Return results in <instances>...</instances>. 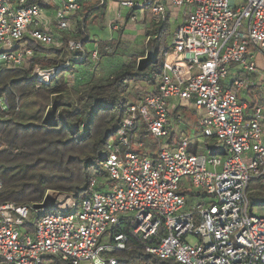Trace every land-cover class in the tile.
I'll list each match as a JSON object with an SVG mask.
<instances>
[{
    "label": "built area",
    "instance_id": "built-area-1",
    "mask_svg": "<svg viewBox=\"0 0 264 264\" xmlns=\"http://www.w3.org/2000/svg\"><path fill=\"white\" fill-rule=\"evenodd\" d=\"M82 1L59 0L49 15L40 3L0 0V72L29 69L43 49L60 48L64 40L52 30L73 32ZM114 1L131 22L146 15L180 22L158 90L139 89L108 140L105 179L93 176L79 203L59 192H48L41 208L0 201V264H120L116 254L132 241L176 264H264V217L249 214L248 198L250 182L264 175V0ZM91 41L98 64L101 50ZM66 47L84 52L82 41ZM69 64L35 67L34 77L49 83ZM251 90L256 99L243 101ZM177 107L198 114L203 138L224 143V156L189 152L184 134L168 144ZM8 108L1 97L0 110ZM142 129L155 154L132 151L146 146Z\"/></svg>",
    "mask_w": 264,
    "mask_h": 264
},
{
    "label": "trees",
    "instance_id": "trees-1",
    "mask_svg": "<svg viewBox=\"0 0 264 264\" xmlns=\"http://www.w3.org/2000/svg\"><path fill=\"white\" fill-rule=\"evenodd\" d=\"M30 3L43 6L44 0ZM102 6L98 3L87 9L74 31L63 35L64 44L43 49L45 56L34 58L29 69L0 72V98L5 96L9 107L5 112L0 110L2 203L41 205L48 192L73 195L79 203L87 195L93 176L106 177V146L132 103L134 86L138 85L137 100L140 88L158 90L169 23L153 22L145 32L141 52H132L112 75L98 76V64L92 62L88 51L92 44L88 22L94 10L105 9ZM70 39L82 41L84 52L70 54L66 47ZM117 46L106 44L100 58ZM66 59L69 67L61 69L49 83L34 77L35 67L59 68ZM248 198L250 205L264 200V175L250 182ZM116 256L120 264H176L147 253L137 241Z\"/></svg>",
    "mask_w": 264,
    "mask_h": 264
},
{
    "label": "rangeland",
    "instance_id": "rangeland-1",
    "mask_svg": "<svg viewBox=\"0 0 264 264\" xmlns=\"http://www.w3.org/2000/svg\"><path fill=\"white\" fill-rule=\"evenodd\" d=\"M242 1L243 0H236V2L238 4H240ZM44 4L46 7L51 8L52 11H55L56 9L59 8V0H44ZM175 14L176 13L173 12L174 16H175ZM110 17H111V14L109 12L103 10V9L95 10V11H93V13L90 16V19L88 22V27L90 26V27L95 28L96 34H100L99 36L101 37V39H103V38L106 39L108 33L111 30L110 24H108V20H110ZM148 18L151 22H153L150 16H148ZM103 19L105 20L104 23H102L103 21L101 22V20H103ZM95 21H97V22H95ZM179 23L180 22H178V24H172L171 23L169 25V35H168L167 40H166V44H167L166 48H169L173 44V35L172 34H173L174 30L177 28V26L179 25ZM124 36L125 37H132V39H135L134 44L132 45V43H130V45H132V48H136V52H141L143 50L145 43H146V35H145L143 29L137 30L135 27L131 28L128 31H125ZM95 41L99 45V47L101 48V51L106 52L105 44L98 42L96 39H95ZM132 48H131V46H126V45L122 44L117 50H115V52H114L115 58L114 59H117L118 57H120V59H121V62H119V64H118L119 66L122 65L123 62L125 63L127 61L126 55L128 53H131L132 50H134ZM109 54L111 55L112 52H109ZM128 55H130V54H128ZM128 55H127V58H128ZM104 57L105 58H113L111 56H104ZM101 61H102V59H100V62ZM99 63H98V66H96L95 71H96V74L98 76H101L104 71L102 69V66L99 65ZM118 65L116 66V68L118 67ZM134 90L132 89V91H134ZM243 100L245 102L250 103V100L248 98H243ZM178 114H180L183 117V120L186 122L187 134H188L190 146L197 147V144H198L197 140H199V141H201L200 144L203 145L202 147H203V150L205 152L204 154L209 155V151H211L215 155H219V156L223 155L224 156V153L226 152V145L224 143H219V141H217L214 138L207 139L206 141L203 138L202 130L198 124L199 116L197 113L193 112L192 110L179 108L177 113H176V116L171 115V119L174 120L178 116ZM138 134L140 136V139L145 143L146 146L144 148L133 147L132 151L136 154H144L147 151L151 154H155L157 152L156 141L144 129L139 131ZM204 142H206V143H204ZM187 192L188 191L186 188L182 189L183 194L187 195L188 194ZM253 213L256 214L257 216L264 217V200H256L253 205H250L249 214L252 215ZM192 241H193V243L197 242L196 239H193Z\"/></svg>",
    "mask_w": 264,
    "mask_h": 264
},
{
    "label": "crops",
    "instance_id": "crops-1",
    "mask_svg": "<svg viewBox=\"0 0 264 264\" xmlns=\"http://www.w3.org/2000/svg\"><path fill=\"white\" fill-rule=\"evenodd\" d=\"M98 3L99 2L97 0H88V1L84 0V1H82V9L79 12V17L81 19H83V15L85 14V11L87 9H89L90 7H96V5ZM103 6L105 7V9H103V10H105L111 14L110 20H108V24H110V28L112 27V25H118L119 31L111 28L106 39L105 38L101 39V37L99 36L100 34H96L95 28L89 26L88 27V34H89V38L94 39V40L96 39L98 42L105 44V46H106V44H113L114 46L118 45L117 47L119 48L122 44H124L126 46H131V48H132V45L134 44L135 39H132V37H125L124 36L125 31H128L129 29L135 27L137 30L143 29L144 33H145L146 30L149 29L151 27V24L153 23L149 20L148 15H146L144 17H139V19L136 22H131L129 20V18H130V15H132V13L128 10L120 8L118 3L115 2L114 0H106ZM43 7L47 10L49 15L54 12V11H52L51 8L46 7L45 4H43ZM97 10H101V9H97ZM169 12L171 13L172 10L170 9ZM104 21H105L104 19L101 20L102 23H104ZM95 22H97V21H95ZM52 32L55 34V36H57L58 38H62V39H63V35L65 34V33H59L55 29H53ZM130 43H132V45H130ZM93 46H94L93 44H91V45L89 44L88 45V51H90L93 48ZM132 49H134V50H132L131 53L136 51V48H132ZM100 50H101V48H100ZM114 52L111 55L110 54L107 55V56H111L113 58H105V57L101 58L102 61L99 63V65L102 66V69L104 71L102 76L112 75L114 72H116L123 65V64L120 66L118 65L119 62H121V59H120V57H118L117 59H114L115 58ZM131 53H128V54H131ZM127 55H126V59L128 60L129 55H128V58H127ZM117 65H118V67L116 68ZM82 68L87 69L86 66H82ZM91 74H89V76H91ZM134 89H133L134 90L133 94L131 96V102L132 103L137 101L136 94L138 93V90L135 86H134ZM256 97H257V91L251 90L249 92V95L247 98L248 99L249 98L250 99H256ZM173 102L177 103V101H173ZM178 109H179V107L172 110L171 115L176 116ZM170 131H171V133H170V137L168 139V144L172 147L177 145L179 138L182 134L187 135V137H188L186 122L183 120V117L180 114H178V116L173 120ZM197 143H198L197 147L190 146V144H189V152H191L193 154H197V155L203 154L204 151L200 148L201 141L197 140Z\"/></svg>",
    "mask_w": 264,
    "mask_h": 264
},
{
    "label": "water",
    "instance_id": "water-1",
    "mask_svg": "<svg viewBox=\"0 0 264 264\" xmlns=\"http://www.w3.org/2000/svg\"><path fill=\"white\" fill-rule=\"evenodd\" d=\"M43 206H44V204L43 205H37L36 208H41Z\"/></svg>",
    "mask_w": 264,
    "mask_h": 264
}]
</instances>
